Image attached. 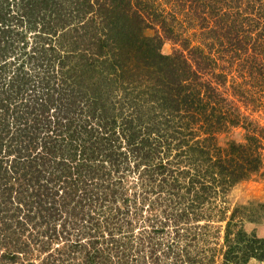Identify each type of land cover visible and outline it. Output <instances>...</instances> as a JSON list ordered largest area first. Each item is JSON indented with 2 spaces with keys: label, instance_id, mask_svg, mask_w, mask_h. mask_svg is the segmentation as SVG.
Masks as SVG:
<instances>
[{
  "label": "trees",
  "instance_id": "1",
  "mask_svg": "<svg viewBox=\"0 0 264 264\" xmlns=\"http://www.w3.org/2000/svg\"><path fill=\"white\" fill-rule=\"evenodd\" d=\"M259 118L264 0H0V264H264Z\"/></svg>",
  "mask_w": 264,
  "mask_h": 264
},
{
  "label": "rangeland",
  "instance_id": "2",
  "mask_svg": "<svg viewBox=\"0 0 264 264\" xmlns=\"http://www.w3.org/2000/svg\"><path fill=\"white\" fill-rule=\"evenodd\" d=\"M162 51L164 53H169L171 51V45L169 43L165 44ZM259 122L262 126H264V118H259ZM242 137L243 131L236 129L229 135L227 134L226 137L224 135H220L218 142L221 145H224L227 140L229 141V138L239 141ZM228 200L230 210L236 207L244 208V211L242 212L243 218H238V220H242L244 222L247 219H252V222H245L243 224L244 231L247 234H255L259 238L264 237V166L258 174L233 187ZM222 225H224V223H215L214 227L216 228L213 230H216ZM250 264L259 263L251 261Z\"/></svg>",
  "mask_w": 264,
  "mask_h": 264
}]
</instances>
